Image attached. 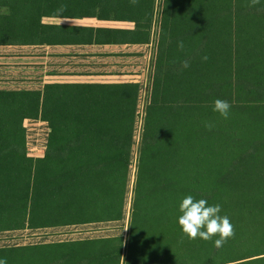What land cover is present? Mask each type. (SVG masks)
<instances>
[{
    "label": "trees",
    "instance_id": "16d2710c",
    "mask_svg": "<svg viewBox=\"0 0 264 264\" xmlns=\"http://www.w3.org/2000/svg\"><path fill=\"white\" fill-rule=\"evenodd\" d=\"M155 2L0 0V35L46 41L43 16L97 15L134 22L124 40L146 42ZM160 5L168 67L151 87L134 162L137 83L0 90V230L119 220L134 163L125 243L75 240L58 252L65 264H264V0ZM216 98L230 103L227 119L212 111ZM24 118L47 122L41 157L26 154ZM185 195L220 204L233 226L220 248L181 232ZM0 257L16 264L13 248Z\"/></svg>",
    "mask_w": 264,
    "mask_h": 264
},
{
    "label": "crops",
    "instance_id": "0c3cea01",
    "mask_svg": "<svg viewBox=\"0 0 264 264\" xmlns=\"http://www.w3.org/2000/svg\"><path fill=\"white\" fill-rule=\"evenodd\" d=\"M41 22L47 25L43 35L46 41H40L35 33L13 37L0 35V90H41L45 83L84 81L75 79L84 74L134 71L137 56H143L137 54L136 48L147 47L151 39L149 37L148 41L137 43L118 38L121 30H133L135 24L112 17L59 14L43 16ZM22 125L25 129L26 154L30 157L43 156L48 134L47 122L24 118ZM32 128H37L39 133L35 135L36 131H32ZM53 227L56 226H25L0 231L31 232ZM23 236L20 234L14 239L20 240L17 237ZM73 241L20 242L1 245L0 248L15 249L16 264H65L64 253L58 255V252Z\"/></svg>",
    "mask_w": 264,
    "mask_h": 264
},
{
    "label": "rangeland",
    "instance_id": "374dc122",
    "mask_svg": "<svg viewBox=\"0 0 264 264\" xmlns=\"http://www.w3.org/2000/svg\"><path fill=\"white\" fill-rule=\"evenodd\" d=\"M161 11L160 0H156L153 8V18L149 27L150 42L148 46H139L136 48L138 55H143L136 58V67L134 71L128 73H90L84 74L79 77L76 83H121V82H134L139 86L137 105H136V121L133 131V149H132V161L134 162L136 154V145L138 135L141 130V120L144 114V108L149 100L150 90L156 78L167 67V50L166 47L169 43L167 35L162 38L160 33L159 12ZM118 38H128L127 35L121 34ZM161 41V42H160ZM163 41V44H162ZM145 54V56H144ZM174 62L176 61L177 54L174 55ZM169 62H171L169 60ZM132 68V67H131ZM27 124V123H26ZM36 131L35 135L39 133L38 129H31ZM134 175V163L131 164L129 169L128 188L126 198L124 202V209L122 217L119 220L111 221H96L86 222L79 224L61 225L53 228H42L35 231H0V246L1 245H14L20 242H35L42 240H80V239H93L100 237H120L122 242L125 243L128 234V221H129V207L131 200V186ZM126 227V228H125ZM20 234H24L23 237H17L20 240H15L14 237ZM124 252V249H122ZM263 254L259 256H263ZM255 257V256H252ZM248 257L245 259H250ZM241 259V260H245ZM238 260V261H241Z\"/></svg>",
    "mask_w": 264,
    "mask_h": 264
},
{
    "label": "clouds",
    "instance_id": "9594fccd",
    "mask_svg": "<svg viewBox=\"0 0 264 264\" xmlns=\"http://www.w3.org/2000/svg\"><path fill=\"white\" fill-rule=\"evenodd\" d=\"M177 46L182 48L183 42L178 41ZM203 59H207V57L205 56ZM183 63L184 67L188 66L187 61ZM230 107L231 105L227 100L216 98L212 104V111L227 119L230 114ZM205 127L211 128L212 124L205 122ZM220 209L221 206L218 203L210 204L203 197L196 198L192 195H185L178 202L176 222L180 226L181 232L188 239H211L213 245L220 248L227 238L233 235V226L227 216L220 214ZM0 264H6L2 257H0Z\"/></svg>",
    "mask_w": 264,
    "mask_h": 264
}]
</instances>
